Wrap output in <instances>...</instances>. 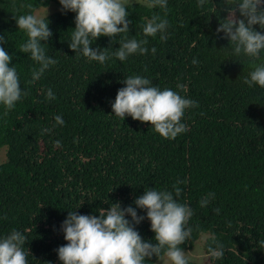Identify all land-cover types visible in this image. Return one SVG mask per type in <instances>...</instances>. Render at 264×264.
Returning <instances> with one entry per match:
<instances>
[{
  "label": "trees",
  "instance_id": "obj_1",
  "mask_svg": "<svg viewBox=\"0 0 264 264\" xmlns=\"http://www.w3.org/2000/svg\"><path fill=\"white\" fill-rule=\"evenodd\" d=\"M238 2L167 0L165 10L128 0L129 31L92 41L93 50L108 54L102 64L69 48L76 13L63 10L59 0H0V36L6 41L0 46L13 57L9 66L16 67L21 86L13 109L0 105V150L6 149L0 238L14 229L22 233L28 264H62L56 250L67 243L61 226L69 212L99 217L115 203L144 216L139 224L130 215L126 219L145 242L156 243L146 210L134 201L145 188L175 197L174 186L182 190L177 201L193 213L185 225L190 236L180 246L188 264H264V88L244 83L264 64V51L259 57L235 54L217 33ZM41 8H53L42 17L52 36L41 46L57 62L33 81L40 65L20 52L28 37L15 17ZM155 15L167 27L145 36L143 26ZM133 38L147 40V53L119 60V43ZM130 76L194 101L198 106L186 109L181 121L186 131L165 139L150 123L116 116L111 104ZM49 89L54 99L47 98ZM202 199H208L206 207ZM219 245L223 255L213 257L209 249ZM196 248L200 254L190 255ZM157 261L153 256L145 264Z\"/></svg>",
  "mask_w": 264,
  "mask_h": 264
},
{
  "label": "clouds",
  "instance_id": "obj_2",
  "mask_svg": "<svg viewBox=\"0 0 264 264\" xmlns=\"http://www.w3.org/2000/svg\"><path fill=\"white\" fill-rule=\"evenodd\" d=\"M203 5L204 0H199ZM62 9L76 13L75 28L71 34L69 48L75 53L82 52L89 60L104 63L109 57L106 51L97 48L93 50L92 41L102 36L116 37L120 33L129 31V13L125 7V0H59ZM149 7L159 6L167 9V0H147ZM30 7V6H29ZM220 21L217 33H223L229 40L235 54H245L249 57H259L264 51V32L257 31L254 26L259 25L264 30V0H239L234 11ZM239 12L242 18H237ZM19 31L26 33L28 39L20 45V52L31 54V59L40 67L33 69V81L54 65L57 61L49 58L41 46L47 41L52 32L49 21L46 22L34 13L15 17ZM168 24L166 19L155 15L143 26L145 36H156L164 32ZM120 25H123L122 27ZM166 37L161 36V39ZM6 41L0 36V45ZM115 52V56L126 60L137 52L147 53L142 47L147 40H123ZM153 53L156 51L152 49ZM13 57L0 46V105L7 110L15 107L21 97V86L15 66L10 67ZM199 61L193 59L192 63ZM126 85L118 90L114 103L111 104L113 113L125 119L130 116L133 120L150 123L151 128L165 139H175L186 131L182 118L189 107L198 106L190 99L183 98L172 89L160 90L151 86V81L140 76L125 78ZM244 83L249 86L259 85L264 88V64L254 67L250 79ZM183 88V85H178ZM49 100L54 99L51 89L47 92ZM58 124H63L61 116L55 117ZM56 143H59L57 141ZM179 183V182H178ZM175 197L170 191H157L145 188L143 195L135 199L136 208L146 210V218L151 222L154 240L145 242L140 233L126 215H130L135 224L145 219L138 216L135 208L129 206L121 208L119 203L112 204L107 210L101 209L99 217L96 215H81L75 211L69 212L62 223L65 245L56 251L62 264H145V260L155 256L163 264H188L184 250L180 247L189 238L191 229H185L192 216V209L177 201L181 195V188L174 186ZM209 196H214L210 193ZM208 199L200 201L201 207H206ZM219 213V209H215ZM26 237L17 230L0 238V264H28L27 253L23 250ZM264 248V241L260 242ZM219 250L209 249L213 257L223 255V245Z\"/></svg>",
  "mask_w": 264,
  "mask_h": 264
},
{
  "label": "rangeland",
  "instance_id": "obj_3",
  "mask_svg": "<svg viewBox=\"0 0 264 264\" xmlns=\"http://www.w3.org/2000/svg\"><path fill=\"white\" fill-rule=\"evenodd\" d=\"M126 1H128V0H125V2ZM53 11V8H47V9H43V8H41V9H39L37 12H36V14L38 15V16H40V17H44V16H46L47 14H49L50 12H52ZM6 160V149L5 148H3L2 150H0V163L1 162H3V161H5ZM190 253H192V255L193 256H195V255H199L200 254V252H199V248H196V250L195 251H190L189 252V254ZM191 255V254H190ZM155 264H163V262L162 261H160V260H158Z\"/></svg>",
  "mask_w": 264,
  "mask_h": 264
}]
</instances>
